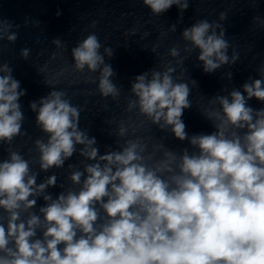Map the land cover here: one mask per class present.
Here are the masks:
<instances>
[{
    "label": "clouds",
    "instance_id": "clouds-1",
    "mask_svg": "<svg viewBox=\"0 0 264 264\" xmlns=\"http://www.w3.org/2000/svg\"><path fill=\"white\" fill-rule=\"evenodd\" d=\"M142 3L154 17L175 5L182 20L190 0ZM227 18L222 11L216 20H195L181 33L183 47L177 42L167 56L154 44L159 63L135 76L127 95L105 59L114 48L95 32L71 48L69 67L96 84L101 98L119 106L123 96V114L105 118L115 147L104 153L80 126L84 108L57 89L58 79L45 76L52 90L29 102L42 133L33 139L20 103L26 89L0 61V147L7 153L0 159V264H264V107L249 105L253 98L264 102V61L259 78L250 76L242 90L225 85L223 94L201 96L196 106L214 131L190 135L182 119L198 86L185 67L193 53L206 74L231 69L241 58L226 37ZM252 26L264 30V18L254 16ZM20 27L0 18V42L14 44ZM176 30L172 24L160 39ZM51 43L61 50L52 59L66 50L59 37ZM30 55L31 49L20 50L21 58ZM232 76L228 70L222 78ZM168 134L187 146H168ZM18 138L31 144L27 152ZM74 155L78 161L65 167ZM53 169H63V178ZM41 172L51 174L38 182ZM54 187L61 189L56 195L49 192ZM39 199L44 204L37 208Z\"/></svg>",
    "mask_w": 264,
    "mask_h": 264
}]
</instances>
